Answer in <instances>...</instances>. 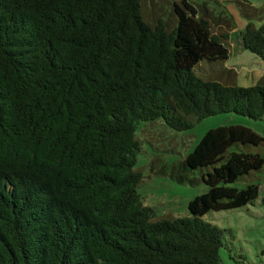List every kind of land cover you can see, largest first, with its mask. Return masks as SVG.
<instances>
[{
  "label": "trees",
  "instance_id": "16d2710c",
  "mask_svg": "<svg viewBox=\"0 0 264 264\" xmlns=\"http://www.w3.org/2000/svg\"><path fill=\"white\" fill-rule=\"evenodd\" d=\"M164 1L0 0V264H221L225 230L204 215L256 202L264 136L206 130L182 161L205 190L158 218L138 191V125L262 120L264 75L236 85L230 20ZM233 2L264 65V0Z\"/></svg>",
  "mask_w": 264,
  "mask_h": 264
},
{
  "label": "rangeland",
  "instance_id": "374dc122",
  "mask_svg": "<svg viewBox=\"0 0 264 264\" xmlns=\"http://www.w3.org/2000/svg\"><path fill=\"white\" fill-rule=\"evenodd\" d=\"M151 1L158 9L168 10L164 0H143L148 8ZM190 1L198 9H201L203 2L211 17L220 18L218 23L224 27L227 25L223 19L230 20L231 53L225 65L236 72V85L249 86L257 83L258 75L262 71L264 73V65L259 57L245 49L241 43L239 30L247 20L233 0ZM251 1L258 5L262 0ZM156 14L163 17L162 12L157 11ZM221 125H243L264 136V119L253 120L234 113L206 117L193 128L184 131L172 130L161 120L139 122L137 135L142 148L137 160L143 178L138 191L144 204L155 209L158 218L187 216L188 201L205 190V185L195 180L197 174L183 167L182 161L206 130ZM257 149L264 153V147ZM252 178V181L259 182V196L254 204L210 211L204 215L206 221L225 230L223 246L219 251L221 264H264V167L253 172ZM243 183L241 180L238 184Z\"/></svg>",
  "mask_w": 264,
  "mask_h": 264
},
{
  "label": "crops",
  "instance_id": "0c3cea01",
  "mask_svg": "<svg viewBox=\"0 0 264 264\" xmlns=\"http://www.w3.org/2000/svg\"><path fill=\"white\" fill-rule=\"evenodd\" d=\"M227 67H228V66H227ZM262 75H264L263 71L261 72V74L258 75V78L260 79V77H261ZM258 78H257V79H258Z\"/></svg>",
  "mask_w": 264,
  "mask_h": 264
}]
</instances>
